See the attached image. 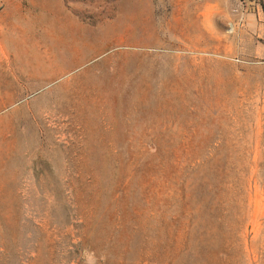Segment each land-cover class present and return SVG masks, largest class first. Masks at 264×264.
<instances>
[{
  "label": "rangeland",
  "instance_id": "1",
  "mask_svg": "<svg viewBox=\"0 0 264 264\" xmlns=\"http://www.w3.org/2000/svg\"><path fill=\"white\" fill-rule=\"evenodd\" d=\"M0 264H264V0H0Z\"/></svg>",
  "mask_w": 264,
  "mask_h": 264
}]
</instances>
